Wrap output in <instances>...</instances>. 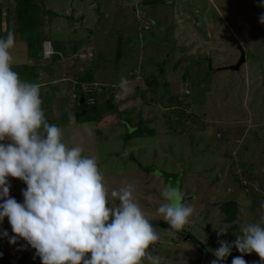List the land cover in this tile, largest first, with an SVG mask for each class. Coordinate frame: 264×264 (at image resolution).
I'll return each instance as SVG.
<instances>
[{"label": "rangeland", "instance_id": "obj_1", "mask_svg": "<svg viewBox=\"0 0 264 264\" xmlns=\"http://www.w3.org/2000/svg\"><path fill=\"white\" fill-rule=\"evenodd\" d=\"M2 1L11 11L1 12L0 38L15 35L12 69L34 75L45 119L62 129L66 146H80L97 160L110 206L119 205L111 191L132 184L150 222L169 225L157 212L163 179L141 166L175 172L172 186L180 190L182 181L185 195H197L185 201L194 209L180 232L185 237L154 226L160 239L148 252L162 264H211L220 240L231 244L241 225L260 222L264 200L262 208L249 202L235 211L229 196L216 198L214 184L233 182V196L242 194L235 168L246 165L264 193V0H163L146 8L143 0H36L29 12L36 20L33 39L57 48L54 59L30 57L31 44L17 33L15 2ZM89 74L93 83L85 81ZM144 135L151 136L145 149L138 142ZM210 189L215 197L208 203ZM6 222H0L8 233H0V264H42L22 238L9 243L15 234ZM241 255L247 264H264L256 253L235 248L221 264Z\"/></svg>", "mask_w": 264, "mask_h": 264}, {"label": "clouds", "instance_id": "obj_2", "mask_svg": "<svg viewBox=\"0 0 264 264\" xmlns=\"http://www.w3.org/2000/svg\"><path fill=\"white\" fill-rule=\"evenodd\" d=\"M47 43L52 56L55 51ZM14 45V33L0 38V222L7 217L6 225L15 234L9 243L22 238L42 264H142L145 258L149 264H162V257L148 252L160 236L142 211L133 185L112 190L119 205L110 206L97 160L84 156L80 146H66L62 129L45 119L40 85L21 80L12 69ZM43 47L41 56H50ZM9 177L23 181L26 189L15 190ZM21 193L23 203L11 197ZM162 195L166 202L157 212L170 225V233H179L194 209L176 187L169 186ZM262 225L264 217L241 225V234L231 244L220 240L211 264H221L233 248L241 254L254 252L264 261ZM5 230L0 228V233L7 237ZM232 264L247 262L241 255Z\"/></svg>", "mask_w": 264, "mask_h": 264}, {"label": "trees", "instance_id": "obj_3", "mask_svg": "<svg viewBox=\"0 0 264 264\" xmlns=\"http://www.w3.org/2000/svg\"><path fill=\"white\" fill-rule=\"evenodd\" d=\"M13 1L15 2V8H14V11H15L14 13H15V18H16L15 21L17 23H19V26L17 27V30H18L17 33L20 35L19 38L23 39V40L26 39L28 41V43L31 44L32 47L34 46L33 48L31 47L32 51L30 50L31 51L30 52V54H31L30 57H32L33 59H38L41 56V51H37V48H41V46H37V44H38L37 39H39L38 37H36V44H35V39H33V36H34L33 35L34 34L33 24L36 22V20H35V17H33L32 15H29V12L31 10L36 9V6H37L36 5L37 3L35 2L36 0H13ZM161 2H163V0H143L142 4L146 5V6L153 7V6L159 5ZM3 7L4 6L2 5V3H0V22L2 21L1 12H5L6 11L5 13L7 14L9 11H11V10L8 9V7H6V8L4 7L5 9L3 10L2 9ZM20 39H18V40L21 41ZM30 40H33L32 43L30 42ZM56 47H59V46L57 45ZM58 51L59 50H57V48H56L55 54L51 56V57H53V59L54 58H58L57 57L58 55L56 54ZM199 63H200V61L198 60V62H196V64H199ZM25 71H27V70H25ZM25 71L18 72L21 80L24 81V80L28 79L30 81V83L33 82L34 81V78H33L34 75L31 73L30 70H29L30 72L28 73L29 75H27L25 73ZM209 72H210V68H209ZM207 74H209V73H206V75ZM91 75L92 74H89V78L92 77ZM89 78H86L85 81L88 80V81H91V83H93L92 82L93 81L92 78H90V80H89ZM150 85H151V83H150ZM99 111H101V110H98V112ZM98 112L95 110V114L98 113ZM95 114L92 117H90V118L82 119L81 122L88 123V122H91V121L95 120V118L97 116ZM188 118L191 119V120L193 119L192 116L188 117ZM127 135H129V133H127ZM128 138H129V136H128ZM152 168H153L152 166H148V167L144 168V170L147 171V172H153L154 171L155 174H158L159 177L164 179L167 188L169 186L173 187L171 179H173L176 176H171V175H168V174H166L164 172L157 171L156 169L153 170ZM251 191L250 192H246V193H251ZM14 197H15L16 200H18L19 203H23L24 198H23L22 193H21V195H16ZM260 199L262 201V196L260 197ZM191 239H193V238H191ZM193 241H194V239H193ZM194 243L196 244V246H200V245H198L199 243L197 241L194 242ZM201 251H204L203 248L201 249Z\"/></svg>", "mask_w": 264, "mask_h": 264}, {"label": "crops", "instance_id": "obj_4", "mask_svg": "<svg viewBox=\"0 0 264 264\" xmlns=\"http://www.w3.org/2000/svg\"><path fill=\"white\" fill-rule=\"evenodd\" d=\"M170 1H173V2H175V0H170ZM209 1V0H208ZM211 1V0H210ZM168 2H169V0H165V4H168ZM142 7H144V8H146V7H151V6H146V5H141ZM119 122L120 123H125V125H126V122H124L123 120L122 121H120L119 120ZM128 126V125H127ZM130 131H131V129H130ZM130 134V133H129ZM145 137H151L150 135H144L143 137H141L139 140H138V142L139 143H141L140 145H144L142 148L143 149H145V147H147V146H150L151 144V138H145ZM144 152V151H143ZM129 162H132V161H129ZM179 166V165H178ZM142 167V169H144V168H146V167H148V166H141ZM198 168H201V167H198ZM180 169V168H179ZM145 171V170H144ZM179 173H181V170L180 171H178ZM204 172V170L202 171H200L198 174H202ZM148 173H152V172H148ZM153 174V173H152ZM195 174H197V173H194L193 175H192V179L193 178H195L196 177V175ZM154 175V174H153ZM157 175V174H156ZM168 175H171V176H178V174H176L175 172L174 173H168ZM155 176V175H154ZM155 177H157V176H155ZM222 177H224V175H222ZM160 178V177H159ZM197 179H199V177H198V175H197V177H196ZM158 179V178H157ZM163 179V178H162ZM192 179H189V180H192ZM224 179H226L225 177H224ZM159 180V179H158ZM186 180V179H185ZM228 180V179H227ZM191 182V181H190ZM179 183H180V181H179ZM230 183V181L229 182H227V184H225V181H223V182H221V180L220 181H217V184H214V185H217L218 186V189H215V192H217V195H216V198L217 199H220L221 201L222 200H225L226 199V196H229V198L230 199H232L233 198V200H230V199H228L229 201H227V203L228 204H230V203H233L234 205H235V207L233 206V208H235V211L237 210V209H241V208H243L244 206V204H245V206H248V203L250 202L251 203V206H250V208H253L254 207V209H256L257 207H259V208H262V206H261V203L263 202V201H261V199L260 198H258V196H256V195H254L252 192L251 193H246L244 190H242L243 191V193L242 194H240V195H238V196H233V193H234V191H235V186L234 185H236L235 183H230V185H228ZM183 184H185V183H183L182 181H181V183H180V192L182 193V195H183V197H184V201H186V200H190V199H194V200H197V195L193 192V193H191V194H189V195H185L186 194V192H185V190H184V188H188V184L186 183V185L185 186H187V187H184V185ZM207 186V185H206ZM209 186V185H208ZM225 186V188L226 189H224L223 187ZM166 183H165V181H164V179H163V186L162 185H160L159 186V189L158 190H160V192H161V190L163 189V190H166ZM179 189V188H178ZM193 189V188H192ZM229 190H233L231 193H229L228 191ZM211 191H212V189H210V193H211ZM159 192V193H160ZM192 192V191H191ZM159 193H158V195H159ZM229 193V194H228ZM193 195V196H192ZM209 195V197H207L206 196V198H207V202L209 201V200H211V197H210V195L212 196V198L213 197H215V195L213 194V191H212V193L211 194H208ZM186 196V197H185ZM224 197H225V199H224ZM235 197H237V198H235ZM158 198V197H157ZM158 200V202H160V203H165L166 201H165V199H162V198H159V199H157ZM201 202V201H200ZM210 202V201H209ZM208 202V203H209ZM211 203V202H210ZM203 204H207V203H203ZM210 206V205H209ZM243 206V207H242ZM203 207V206H202ZM258 209V208H257ZM263 210V209H262ZM241 214V213H240ZM242 215V214H241ZM159 218H163L162 216H160ZM262 218V217H261ZM261 218H260V220H261ZM226 223V222H225Z\"/></svg>", "mask_w": 264, "mask_h": 264}, {"label": "built area", "instance_id": "obj_5", "mask_svg": "<svg viewBox=\"0 0 264 264\" xmlns=\"http://www.w3.org/2000/svg\"><path fill=\"white\" fill-rule=\"evenodd\" d=\"M49 49V44L45 43L43 50H44V54L45 55H50L51 52H48ZM240 166H236L235 169H237L236 173L238 174V182H239V186L245 191V192H250L251 190L256 191L258 193H261L262 195V200H264V193H262L258 187L255 185L254 181L252 180V176L250 171L248 170V167L245 165L244 169L242 168V170H239ZM242 172V173H241ZM10 183H12L15 186V190H20V189H24L26 186V184L18 179H14L11 178L9 180ZM253 182V183H252Z\"/></svg>", "mask_w": 264, "mask_h": 264}, {"label": "water", "instance_id": "obj_6", "mask_svg": "<svg viewBox=\"0 0 264 264\" xmlns=\"http://www.w3.org/2000/svg\"><path fill=\"white\" fill-rule=\"evenodd\" d=\"M243 61H242V59L237 63V65L234 67V69H238V67L241 65V63H242ZM152 224H153V226H158V227H160V228H163L164 230H166V231H169L170 230V226H166V225H163V224H161V223H158V222H152ZM176 234H178V235H180L182 238L183 237H185V235H184V233H176ZM184 239H187V238H184Z\"/></svg>", "mask_w": 264, "mask_h": 264}, {"label": "flooded vegetation", "instance_id": "obj_7", "mask_svg": "<svg viewBox=\"0 0 264 264\" xmlns=\"http://www.w3.org/2000/svg\"><path fill=\"white\" fill-rule=\"evenodd\" d=\"M181 232V231H180ZM176 235H178V234H176Z\"/></svg>", "mask_w": 264, "mask_h": 264}]
</instances>
